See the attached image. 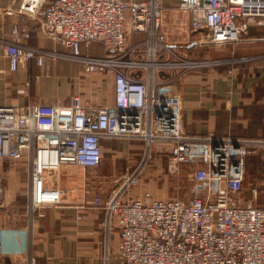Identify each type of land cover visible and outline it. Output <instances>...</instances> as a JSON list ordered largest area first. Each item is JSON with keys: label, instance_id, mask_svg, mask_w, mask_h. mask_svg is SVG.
I'll use <instances>...</instances> for the list:
<instances>
[{"label": "built area", "instance_id": "2783aa9c", "mask_svg": "<svg viewBox=\"0 0 264 264\" xmlns=\"http://www.w3.org/2000/svg\"><path fill=\"white\" fill-rule=\"evenodd\" d=\"M20 1L19 13L39 21L42 32L67 53L26 45L30 30L15 23L10 41H4L13 71L25 62L42 66L48 57H68L81 62L85 72L112 73L116 94L113 106L96 110L79 95L68 105H0V162H25L30 167L28 214L61 204L63 175L99 167L104 141L134 139L148 152L167 147L173 170L187 164L197 168L188 200L159 199L148 191L130 196L140 183L141 165L125 173L122 185L107 200L94 199L108 219H117L121 264H264V206L242 203L239 196L250 145L262 147L264 140L188 136L182 96L158 77L150 75V81L134 72L161 60L162 53H173L162 33L166 8L161 1ZM177 10L188 15L201 46L234 44L250 27L264 26V0H180ZM132 32L153 40L145 43V50L140 49L143 44L129 47ZM95 42L110 50L105 58L82 54V44ZM136 52L146 54L147 61L134 58ZM170 61L155 64L162 70L183 67L185 62ZM4 236L0 230V259L6 253Z\"/></svg>", "mask_w": 264, "mask_h": 264}, {"label": "crops", "instance_id": "0c3cea01", "mask_svg": "<svg viewBox=\"0 0 264 264\" xmlns=\"http://www.w3.org/2000/svg\"><path fill=\"white\" fill-rule=\"evenodd\" d=\"M160 1L166 8L162 27L166 43L176 50L183 47L181 41L188 48H191L190 43H198L193 39L188 15L177 10L180 0ZM20 6V0H0V105H68L73 96L79 95L92 110L113 106L116 101L114 75L85 72L81 62L68 57H48L42 66L29 61L16 71L11 69L4 41H10L15 23L29 28L30 38L24 42L26 45L47 52L67 53L64 46L42 32L39 21L20 14ZM175 33L178 36L174 37ZM129 35H132L133 45L147 39L145 33ZM93 46L102 47L104 53H93ZM225 46L228 48L215 58L214 79L202 81L200 75L182 72L183 84L179 88L183 96L185 132L197 139L215 134L262 140L264 98L257 86L264 82V26L250 27L239 42ZM108 51L99 42L81 47L84 56L97 58H105ZM191 62L189 70L190 67H204L206 63ZM166 77L165 81L173 87V76ZM228 91L231 94H227ZM113 141H104L103 151L106 145L112 146ZM127 147L123 145V150ZM101 165L64 174L60 182L64 191L61 204L45 205L32 216L27 210L32 184L30 167L25 162H0L3 181L0 230L5 233L6 249L0 264H121L117 219H108L106 212L93 204L97 196L107 200L114 189L105 186L111 170L106 168L109 173L88 176L87 173L96 171ZM147 191H154V188H134L129 195L138 196Z\"/></svg>", "mask_w": 264, "mask_h": 264}, {"label": "rangeland", "instance_id": "374dc122", "mask_svg": "<svg viewBox=\"0 0 264 264\" xmlns=\"http://www.w3.org/2000/svg\"><path fill=\"white\" fill-rule=\"evenodd\" d=\"M193 34V39L198 40V37L196 36V33L194 31ZM146 35L147 39L146 41H143L142 48H140L141 50L146 49L147 45L145 43H147V41L153 40V37H149L148 34ZM173 36H178V33L173 34ZM127 42L129 47L135 46L132 44L134 42L132 35L128 36ZM181 42V46H183L186 50L183 47L177 50L173 48L172 54L169 52L167 54L162 53L160 55L161 60H154V64H152L151 66H148V64H146V67H142L141 69H134L136 70L134 71L135 74L141 78H146L148 80H150V75H154V77H160V81L162 82H166V76H168L169 78H172L173 76L172 79L175 80L174 86H171L170 90L179 93L181 96L182 94L180 93V86H182L183 84L182 72L185 71L186 73L200 75L202 77V81L211 79V77L212 79H214L213 68L215 58L221 50L224 51L228 47L225 45H223L222 47L200 46L199 43H190V45L192 44L191 48H188V45L185 44L184 41ZM91 51L99 55H102L104 53L103 48L100 46H93ZM134 58L138 60L142 58L144 59V61H147L148 59L146 54H138L137 52L135 53ZM167 59L174 61L175 64H178L175 61L185 62L181 63L183 67L172 69L166 68L162 70L160 68L158 69L155 62L165 61ZM186 60L204 61L206 63L204 67L197 66L193 67L194 69L190 67L191 69L189 70V66H187L186 64L187 62L191 61ZM146 73L147 75H145ZM257 89L258 91H260V93L263 94L261 95L264 98V82L259 84L257 86ZM227 94H231V91H228ZM232 138L239 139L235 137ZM123 145H128L126 150H123ZM250 146L249 147L252 151H250V153L246 157L244 188L239 196L241 197L242 203L253 201V203L256 205L264 206V146H255L254 144H251ZM162 148H165V150L162 151L161 147L159 148L158 146H155L150 152H148L145 149L144 144L142 142H139L138 140H114L112 146L106 145L104 147V158L101 167L96 171H90L87 174L89 177L99 176L104 172L109 173L111 170L110 177L105 179V181H107V184L105 183V186L106 188H119L123 183V176L125 175V173L128 172V170L132 171L141 165L142 172L140 174V183L133 188H154V191L148 192H151L156 198L159 199H191L193 197V193L191 192V176L197 166H194L193 164H187L180 166L178 170H173L169 165V157L167 153L168 148L165 146H162ZM106 168L109 172L105 171ZM77 172L78 171H75V173ZM1 188H3V181L0 179V189Z\"/></svg>", "mask_w": 264, "mask_h": 264}]
</instances>
